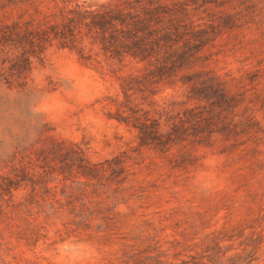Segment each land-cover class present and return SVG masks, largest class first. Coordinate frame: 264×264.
<instances>
[{
	"label": "rangeland",
	"instance_id": "obj_1",
	"mask_svg": "<svg viewBox=\"0 0 264 264\" xmlns=\"http://www.w3.org/2000/svg\"><path fill=\"white\" fill-rule=\"evenodd\" d=\"M205 7L191 1L194 24L221 14L220 8ZM226 7L240 10L239 26L218 33L194 54L191 46V63L173 81L156 84L146 98L131 95L132 103L145 109L167 107L174 113L195 107L204 114L210 107L188 97L192 84L183 75L208 70L239 98L220 113L232 130L214 132L210 140L199 141L200 134L191 132L165 151L139 147L135 129L109 117L124 100L123 76L142 67L133 60L113 64L114 70L95 67L79 60L75 50L53 43L34 60L25 86L0 81V174L26 167L51 186L36 185L33 192L27 181L11 198L0 195L5 211L0 212V264H133L129 255L137 250L178 261L211 251L213 234L232 235L220 241L231 246L226 255L242 251L240 241L254 237L255 262L264 264V12L258 6L253 15ZM18 13L0 0V21ZM71 143L91 161L126 149L131 155L126 180L78 182L83 178L75 176L78 156ZM76 196L91 208L98 202L113 224L106 227L95 214L82 221ZM55 199L60 207L52 214ZM12 203L21 204L12 211ZM26 217L43 225L46 235L35 244L17 239L20 231H29Z\"/></svg>",
	"mask_w": 264,
	"mask_h": 264
},
{
	"label": "trees",
	"instance_id": "obj_2",
	"mask_svg": "<svg viewBox=\"0 0 264 264\" xmlns=\"http://www.w3.org/2000/svg\"><path fill=\"white\" fill-rule=\"evenodd\" d=\"M191 1L195 7L206 6L205 10L212 5L220 8L218 12L221 14L209 15L203 24H194ZM3 3L16 6L19 13L9 20L0 21V81L25 86L34 60L46 47L57 43L75 50L79 60L95 67L106 65L114 70L113 64L125 65L128 60L142 64L137 72L123 76L120 86L124 100H119L117 104L120 107L109 115L135 129L139 147L165 151L188 140L191 132L200 134L199 141H204L210 140L214 132L228 134L232 130L220 113L235 106L239 98L208 70L200 69L183 75L184 82L192 84L188 97L204 99L205 106L210 107L204 114L195 107H185L174 113H169L174 109L167 107L145 109L132 103L131 95L139 92L142 98H146V92H154L156 84L173 81V77L191 63V46L194 54L211 43L218 33L239 26L240 19L235 14L240 10L229 11L227 5L232 8L238 6L245 14L253 15L256 6L259 13L264 12V0H109L94 5L77 0H3ZM217 108L214 116L213 110ZM163 115L165 119H162ZM167 122L169 126L165 128ZM190 128L193 131H189ZM71 145L74 147L71 151L78 156L75 176L83 178L78 180L83 185L122 183L130 173L128 159L131 155L126 149L102 160L91 161L78 144ZM68 153L65 150V155ZM12 172L13 175L0 174L1 196L8 194L11 198L12 191L27 181L32 191L36 185L48 190L51 187L44 176L31 173L26 167H14ZM85 191L86 188L82 187L80 193ZM72 195L69 194L67 202L74 208ZM75 198L81 200L82 211L77 214L82 221L84 218L92 219L95 214L102 218L106 227L113 224L112 216L103 213L98 202L91 208L82 197ZM55 202L59 203L55 199L50 204L52 214L57 213L60 207ZM20 204L12 203L11 210L18 209ZM0 212H5L1 203ZM26 221L31 224L29 231H20L17 239L28 245L35 244L39 235H46L40 231L43 225L31 223L27 217ZM231 236L213 234L211 251L191 254L189 258L178 261L163 260L142 250L129 256L133 264H257L254 237L240 241L242 251L226 255L231 246L221 245L220 241Z\"/></svg>",
	"mask_w": 264,
	"mask_h": 264
}]
</instances>
